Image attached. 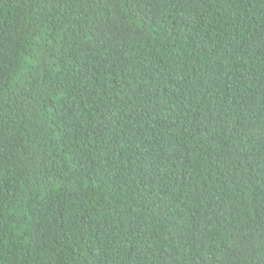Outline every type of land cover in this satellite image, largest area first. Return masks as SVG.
<instances>
[{"label": "trees", "instance_id": "obj_1", "mask_svg": "<svg viewBox=\"0 0 264 264\" xmlns=\"http://www.w3.org/2000/svg\"><path fill=\"white\" fill-rule=\"evenodd\" d=\"M0 264H264V0H0Z\"/></svg>", "mask_w": 264, "mask_h": 264}]
</instances>
